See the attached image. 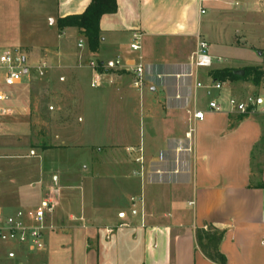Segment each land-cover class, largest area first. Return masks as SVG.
I'll use <instances>...</instances> for the list:
<instances>
[{
	"label": "crops",
	"instance_id": "1",
	"mask_svg": "<svg viewBox=\"0 0 264 264\" xmlns=\"http://www.w3.org/2000/svg\"><path fill=\"white\" fill-rule=\"evenodd\" d=\"M203 2L117 0V12L105 14L100 20L101 44L95 58L107 61L121 56L126 66H130L142 56L146 82L136 88L132 73L122 70L112 85L107 82L100 87L98 95L105 100L104 105L91 108L88 121L94 122L97 128L101 126L103 131L99 132L103 136H112L110 142L90 146L80 140L67 144V137L83 136L86 118L80 110L78 122H71L65 116L58 123L59 144L40 149V178L35 184L30 183V186L39 185L34 188L39 201L36 205L51 195L58 200L57 194L62 189L68 190L67 193L75 190L86 193L96 184L103 188L115 186L119 201L105 211H94L93 218H89L93 236L87 237L86 250L95 256L92 255V264H218L209 260L196 243V228L206 225L225 231L220 251L227 259L226 264H264V113H251L238 120L239 114L210 109V101L221 102L223 98L218 95V99L205 104L202 99L211 92L196 86L198 80L210 82L209 69L203 72L204 81L200 80L201 70L196 78L192 59L188 63L187 55L174 50L159 51L161 40L197 43ZM54 3L53 11L46 15L49 24L43 31L52 42L36 48L26 46L30 48L29 53L23 56L25 61L33 54L40 56L41 63H47L50 68L53 65L45 57L52 54L56 68L68 71L60 77L61 86L72 87L75 99L84 75L89 72L92 78L88 64L93 56L78 30L66 28L60 32L57 20L83 13L91 0H54ZM134 32L143 34L139 52L130 49ZM80 41L85 42L83 47L78 46ZM24 85L9 89L13 97L8 105L13 114L5 119L0 139L13 135L19 127H24L27 134L31 132V117L37 114L29 106L27 90L26 98L22 97L20 88ZM0 89L8 88L0 84ZM58 93L62 99L69 96V91ZM137 95L144 118L154 122L148 130L154 152L143 142L142 133L136 137L137 125L131 128L128 123V101H134ZM187 107L191 109L190 119L177 118ZM195 110L205 113L203 120L193 118ZM115 113L121 118L116 128ZM170 145L179 152L184 146L188 150L178 155L174 148L176 158H172L166 154ZM5 146L0 145V151L7 150ZM30 146L38 150L36 145ZM140 146L145 161L173 166L170 171L156 170L155 174L162 178L169 177L172 181L180 174L177 162H188L184 170L186 180L172 181L167 189L161 187L152 192L146 177L134 174L139 165L126 152L127 147ZM32 154L36 155V151ZM257 163L259 169L255 168ZM145 168L143 164L144 173ZM132 197L137 200L133 202ZM0 207L9 211L5 206ZM81 213L78 216L83 220L85 212ZM50 218L53 219L52 215ZM108 228L113 230L110 235ZM8 254L10 258L21 257L14 251Z\"/></svg>",
	"mask_w": 264,
	"mask_h": 264
},
{
	"label": "rangeland",
	"instance_id": "2",
	"mask_svg": "<svg viewBox=\"0 0 264 264\" xmlns=\"http://www.w3.org/2000/svg\"><path fill=\"white\" fill-rule=\"evenodd\" d=\"M54 4V0H0V50H10L13 53L17 50L23 55L29 53L30 48L26 46L36 48L47 44L46 42H52V38L43 31L45 28L47 29L49 24L46 15L53 11ZM202 9L204 13L199 22L200 38L208 42L209 53L222 60L220 63H215L214 69L241 70L251 66L264 70V0H204ZM195 45L196 43L190 41L161 40L159 51L161 53H167L171 50L180 51L179 53L187 55L188 63L189 61L191 63ZM45 59L50 66H53L45 70L43 75L38 72V67L42 61L40 56L35 54L29 56L24 65L28 68V74L25 75L23 81L27 87L24 85L20 88L23 92L22 97L23 99L28 97L29 106L31 108L35 106L33 111L36 110L37 114L31 117V132L27 134L24 127H19L13 135L4 136L0 139V145H6L5 147L8 148L0 151V205L5 206L9 211L16 208L32 207L39 202L38 197L35 196V189L39 185L30 186V183L37 182L40 178L42 163L39 158L40 149L44 145L52 147L60 143L56 134L59 132L58 123L61 122L62 118L67 116L69 121L78 122L80 115L78 111L80 110L86 118L83 124L85 134L83 133L80 139L67 137V144H75L81 140L84 144L94 146L100 142L103 144L113 140L109 134L103 136V133L99 132L103 131L101 126L97 128L94 122L88 121L91 108L102 107L105 101L98 95L101 88H94L90 85L91 73L87 72L84 75L81 87L76 91V98L74 99L72 98L74 94L72 87L64 88L60 83V77L68 71L56 68V60L52 54H49ZM91 60L92 58L89 62ZM143 64L145 68L144 60ZM183 68L188 70L185 66ZM200 70L202 73L199 78L204 81L203 72L205 70L208 72V70ZM121 71L111 70L106 77L107 85H112ZM4 74V70L0 69V84H3ZM110 80L112 81L110 82ZM203 83L206 85L205 82ZM26 90L27 95L25 97ZM60 90L69 91V96L66 99L59 98L58 92ZM209 91L211 94L202 99L205 104L211 99H218V95L223 99L230 96L244 100L249 97L256 100L262 98L263 102L258 103L257 106L259 112L264 113V76L259 85L247 80L226 81L222 90L217 91L210 88ZM139 100V95H137L134 101H128V123L131 128L132 125H137L136 137L138 138V135L142 133L143 142L152 148L153 145L149 144L151 135L148 130L154 122L150 123L147 118H144L143 112L138 107ZM178 101H181L180 104L184 103L181 98ZM21 104H16V106ZM190 110L187 107L180 116L177 115L176 117L182 119L189 117L190 119ZM40 113L43 116L39 119ZM104 114L106 115V113ZM100 115L102 118L104 117L103 114ZM118 115L120 114L115 113L114 115V128L120 124L121 118ZM176 124L179 125L180 123ZM31 144L36 145L38 150L31 147ZM173 146H168L166 152L172 158H176L175 150L178 155H183L188 150V147L184 146L180 148L181 152H179ZM128 148H126V152L130 157H133L134 161L136 153L130 154ZM33 150L36 151V155L32 154ZM152 150L154 152L155 149L152 148ZM143 154L145 155L144 152ZM144 164L146 166L145 173L142 170L141 173L134 174L140 178L146 177L148 187L152 192L160 190L161 187L167 189L168 183L172 181L184 182L186 180L184 170L188 167V162L183 160L177 162L180 174H177L175 178L173 177L172 181L169 177L162 178L155 174L159 168L170 171L173 167L171 164L151 163L148 160ZM257 164L255 168L259 169V164ZM138 165L140 170V164ZM152 174H154L153 177ZM11 180L13 181L10 182ZM96 185L92 187V191L86 193L83 190L81 192L75 190V193L73 191L67 193L68 190L64 189L60 190L57 194L59 205L52 213L53 219L51 220L50 216L47 219V224H52L54 230L46 231L45 248L39 251H31L26 246L14 241L0 242V264H92L95 256L86 250L87 237L93 236L89 218H93L92 213L94 211H105L106 207H113L119 201V195L114 191V184L108 188H103V185L96 187ZM132 198L137 200L136 197ZM7 199H12L14 202L8 203ZM123 200L125 201V199ZM82 210L85 212L83 220L78 216L82 214ZM56 215H58L57 218ZM70 215L74 217L71 218ZM102 229L105 230L104 227ZM10 251L21 254V257L16 255L14 258H10L8 254Z\"/></svg>",
	"mask_w": 264,
	"mask_h": 264
},
{
	"label": "built area",
	"instance_id": "3",
	"mask_svg": "<svg viewBox=\"0 0 264 264\" xmlns=\"http://www.w3.org/2000/svg\"><path fill=\"white\" fill-rule=\"evenodd\" d=\"M204 13V10H202ZM143 34L134 32L130 49L133 52H139L142 49ZM85 45L84 41H80L79 47ZM192 65L194 68L193 75L198 78L200 69H213L215 63H220L221 58L213 57L209 53V44L198 36L196 48L192 53ZM24 56L18 51L11 52L10 50H0V69L4 70L3 84L8 89H0V134L5 119L13 114V109L8 105L11 100V92L9 89L23 83L25 75L28 74V68L25 65ZM88 66L92 70L91 85L94 88H100L103 84L108 82L107 75L111 70H127L132 73L133 84L135 87L140 88L144 85L145 81V68L142 56H139L130 66H126L125 59L117 56L107 61H99L93 57ZM49 65L42 62L38 67V72L43 75ZM103 69L102 71L99 69ZM112 80H110L111 82ZM225 82L214 81L210 78L208 84H203L199 80L196 83L197 87H205L208 90L213 88L217 91L223 89ZM259 99V98H258ZM256 100L252 97L248 99H240L230 96L227 99H222V103L212 100L208 106L215 111L227 110L231 113H256L258 110V103H262L263 99ZM205 113L201 110H195L193 118L201 121ZM130 154L136 153L134 161L140 164V170L135 173L142 172L144 164L143 147H129ZM140 172V173H141ZM135 201V198H132ZM58 206V200L54 195L45 198L39 205L30 208H16L11 211L4 210L0 207V242L14 241L26 246L31 251H39L45 248L44 237L47 230H54L52 224H47V219L55 211ZM113 232L108 228L107 233L110 235Z\"/></svg>",
	"mask_w": 264,
	"mask_h": 264
},
{
	"label": "trees",
	"instance_id": "4",
	"mask_svg": "<svg viewBox=\"0 0 264 264\" xmlns=\"http://www.w3.org/2000/svg\"><path fill=\"white\" fill-rule=\"evenodd\" d=\"M117 9V0H91V3L83 13L58 18V30L61 32L66 28H76L85 39L88 51L93 57H95L101 44L100 20L105 14L116 13ZM99 69L101 71L103 70L101 68ZM244 70L245 74L243 76H238L235 74L236 70L230 68H213L209 70L208 75L209 78L214 81L226 82L247 80L256 85L260 84L264 76V70H259L258 68L251 66L246 67ZM32 109H35V106H32ZM248 115L250 114H239L237 115V118L240 120ZM39 116V118H41L43 114L40 113ZM233 126V124H230V128H233ZM262 140H264V137ZM43 147L50 148L48 145H44ZM262 186L264 188V184ZM224 234V230L214 227L213 225L198 227L195 230V238L198 248L209 260L218 264L227 263L225 255L220 251V244L224 238Z\"/></svg>",
	"mask_w": 264,
	"mask_h": 264
},
{
	"label": "water",
	"instance_id": "5",
	"mask_svg": "<svg viewBox=\"0 0 264 264\" xmlns=\"http://www.w3.org/2000/svg\"><path fill=\"white\" fill-rule=\"evenodd\" d=\"M25 60V59H24ZM235 74L238 75V76H243L245 74V70L244 69H241V70H236L235 71Z\"/></svg>",
	"mask_w": 264,
	"mask_h": 264
}]
</instances>
